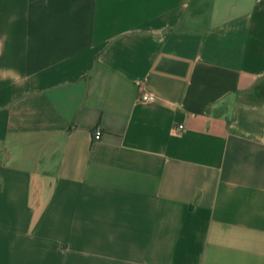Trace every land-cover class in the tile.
I'll return each mask as SVG.
<instances>
[{
    "label": "crops",
    "instance_id": "crops-1",
    "mask_svg": "<svg viewBox=\"0 0 264 264\" xmlns=\"http://www.w3.org/2000/svg\"><path fill=\"white\" fill-rule=\"evenodd\" d=\"M0 264H264V0H0Z\"/></svg>",
    "mask_w": 264,
    "mask_h": 264
},
{
    "label": "built area",
    "instance_id": "built-area-1",
    "mask_svg": "<svg viewBox=\"0 0 264 264\" xmlns=\"http://www.w3.org/2000/svg\"><path fill=\"white\" fill-rule=\"evenodd\" d=\"M154 99V96L148 93H143L140 97L141 101H151ZM101 131L100 129H96L93 133V139H100Z\"/></svg>",
    "mask_w": 264,
    "mask_h": 264
}]
</instances>
